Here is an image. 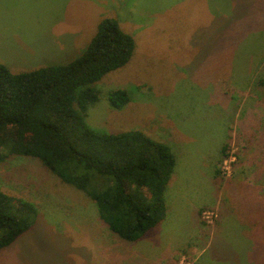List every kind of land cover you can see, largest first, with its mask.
I'll return each mask as SVG.
<instances>
[{
    "label": "rangeland",
    "instance_id": "1",
    "mask_svg": "<svg viewBox=\"0 0 264 264\" xmlns=\"http://www.w3.org/2000/svg\"><path fill=\"white\" fill-rule=\"evenodd\" d=\"M107 16L137 46L96 83L86 120L171 145L166 217L124 240L85 192L37 158L8 155L1 188L38 214L0 264H264V0H0V63L65 64ZM118 88L131 95L120 109L108 99Z\"/></svg>",
    "mask_w": 264,
    "mask_h": 264
},
{
    "label": "trees",
    "instance_id": "2",
    "mask_svg": "<svg viewBox=\"0 0 264 264\" xmlns=\"http://www.w3.org/2000/svg\"><path fill=\"white\" fill-rule=\"evenodd\" d=\"M136 46L118 19L107 16L81 54L65 64L13 72L0 63V148L6 150L0 160L37 158L94 200L110 230L130 242L166 217L177 156L171 145L142 130L102 132L86 115L99 99L96 83L128 64ZM108 99L120 109L131 95L118 88ZM37 214L33 202L0 186V252L34 226Z\"/></svg>",
    "mask_w": 264,
    "mask_h": 264
}]
</instances>
